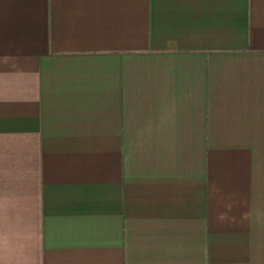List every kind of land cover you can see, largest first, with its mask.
I'll return each mask as SVG.
<instances>
[{
    "label": "crops",
    "instance_id": "crops-1",
    "mask_svg": "<svg viewBox=\"0 0 264 264\" xmlns=\"http://www.w3.org/2000/svg\"><path fill=\"white\" fill-rule=\"evenodd\" d=\"M0 264H264V0H0Z\"/></svg>",
    "mask_w": 264,
    "mask_h": 264
}]
</instances>
